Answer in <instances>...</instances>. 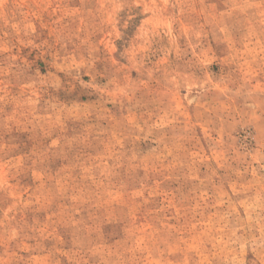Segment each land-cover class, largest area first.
Masks as SVG:
<instances>
[{
    "label": "rangeland",
    "instance_id": "374dc122",
    "mask_svg": "<svg viewBox=\"0 0 264 264\" xmlns=\"http://www.w3.org/2000/svg\"><path fill=\"white\" fill-rule=\"evenodd\" d=\"M0 264H264V0H0Z\"/></svg>",
    "mask_w": 264,
    "mask_h": 264
}]
</instances>
